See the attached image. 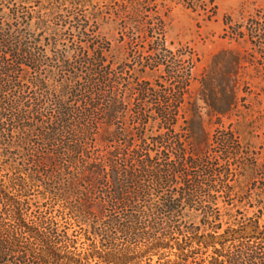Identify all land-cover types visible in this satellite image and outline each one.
<instances>
[{"label":"trees","instance_id":"1","mask_svg":"<svg viewBox=\"0 0 264 264\" xmlns=\"http://www.w3.org/2000/svg\"><path fill=\"white\" fill-rule=\"evenodd\" d=\"M47 1L52 3L48 7L41 0H0L9 7L11 21L4 23L1 15L0 30L4 37L18 40L11 65L3 66L8 53L0 51V264H264V184L255 199L244 191V181L216 185L212 178L219 171L207 165L202 166L203 180L192 181L185 163L191 160L190 166L199 167L200 162L192 155L187 158L181 145L177 160L165 166L145 145L131 150L133 140L127 133L108 131L124 104L113 91L103 92L100 80L93 83L95 98L83 123L72 125L79 132L77 139L47 133L37 112L33 123L28 122L20 79L31 68L28 85L43 93L50 87L52 71L46 75L45 55L28 48L29 40L34 46L40 40L39 34L28 33L25 39L23 31L36 29L34 20L46 25L62 5L86 8L91 2ZM55 28L48 42L57 41ZM99 125L105 127L102 142L113 139L118 145L105 155L92 156L87 146ZM33 133L53 145L41 152L42 145L31 141ZM221 140L229 153L240 157L239 170L248 181L258 166L243 162V148L233 135ZM23 160L33 162L35 169H27ZM260 170L264 173V164ZM229 172L228 167L218 176ZM178 182L180 188L170 192ZM221 189L238 200L232 205L219 201L216 192ZM21 229L38 243L22 242L26 239L19 236Z\"/></svg>","mask_w":264,"mask_h":264},{"label":"rangeland","instance_id":"2","mask_svg":"<svg viewBox=\"0 0 264 264\" xmlns=\"http://www.w3.org/2000/svg\"><path fill=\"white\" fill-rule=\"evenodd\" d=\"M41 2L46 7L52 4ZM89 4L86 8L62 5L46 25L34 20L36 29L23 31L25 39L28 33L39 34L40 40L35 46L29 40L28 48L45 55L46 75L52 71L50 87L43 93L28 85L31 68L20 79L28 122L33 123L37 112L47 133L77 139L79 132L72 125L83 123L95 98L93 83L100 80L103 92L113 91L124 104L108 131L127 133L133 140L131 150L145 145L149 155L165 166L177 160L181 145L187 158L192 155L200 162L199 167L190 166L191 160L185 163L189 179L203 180L202 166L217 172L229 167V175L218 176V172L212 178L215 184L244 181L247 195L258 199L264 184L260 170L264 164V0H91ZM0 12L4 23L11 22L8 6L0 3ZM77 24L84 29L74 28ZM53 27L58 29L57 41L48 42ZM4 33L0 30V51L8 53L3 66H9L15 61L18 40ZM104 128L99 125L94 142L87 146L92 156L105 155L118 145L113 139L102 142ZM228 135L241 144L243 162L259 168L252 170L248 181L239 170L240 157L222 143L221 137ZM30 136L42 145L41 152L50 145L34 133ZM22 162L35 169L33 162ZM180 186L178 182L169 191L174 193ZM226 193L218 190V200L228 205L238 200L234 193L232 197ZM18 234L26 239L24 243H38L27 230Z\"/></svg>","mask_w":264,"mask_h":264}]
</instances>
